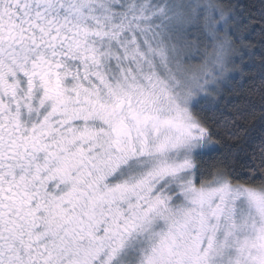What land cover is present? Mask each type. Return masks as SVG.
I'll list each match as a JSON object with an SVG mask.
<instances>
[{
  "label": "snow or ice",
  "instance_id": "snow-or-ice-1",
  "mask_svg": "<svg viewBox=\"0 0 264 264\" xmlns=\"http://www.w3.org/2000/svg\"><path fill=\"white\" fill-rule=\"evenodd\" d=\"M0 264H264V0H0Z\"/></svg>",
  "mask_w": 264,
  "mask_h": 264
},
{
  "label": "trees",
  "instance_id": "trees-1",
  "mask_svg": "<svg viewBox=\"0 0 264 264\" xmlns=\"http://www.w3.org/2000/svg\"><path fill=\"white\" fill-rule=\"evenodd\" d=\"M259 84H260V82L257 80L256 83H255V87H259ZM250 86H251L250 84H245L244 85V93L246 95H250V93H249ZM251 95H252V98L258 99V96H255L254 94H251ZM221 134L223 135V132H221Z\"/></svg>",
  "mask_w": 264,
  "mask_h": 264
}]
</instances>
